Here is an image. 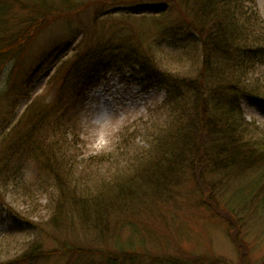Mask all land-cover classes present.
<instances>
[{
	"label": "rangeland",
	"instance_id": "374dc122",
	"mask_svg": "<svg viewBox=\"0 0 264 264\" xmlns=\"http://www.w3.org/2000/svg\"><path fill=\"white\" fill-rule=\"evenodd\" d=\"M89 1L69 0L65 10L63 0H0V51H7L0 56V263L264 264V97L239 100L247 126L238 163L200 154L195 173L184 167L171 174L166 160L150 158L158 131L173 126L163 112L171 92L125 70L62 101L65 116L45 113L57 102L61 65L94 29L101 6ZM253 4L264 29V0ZM54 8L59 14L44 15ZM156 8L137 2L103 10L143 15ZM260 57L248 78L264 94ZM10 72L15 88L28 78L22 97L7 93ZM34 101L39 123L25 115ZM188 140L200 142L197 133ZM28 144L54 146L53 158L36 156L38 165ZM31 246L47 257L18 261Z\"/></svg>",
	"mask_w": 264,
	"mask_h": 264
},
{
	"label": "trees",
	"instance_id": "16d2710c",
	"mask_svg": "<svg viewBox=\"0 0 264 264\" xmlns=\"http://www.w3.org/2000/svg\"><path fill=\"white\" fill-rule=\"evenodd\" d=\"M89 2L101 6L93 18L94 29L88 38L75 47L73 59L61 65L58 72L61 80L57 102L44 106L45 113L52 118L65 116V113H61L64 109L62 101L80 97L93 80L102 74L112 70H126L133 78L141 80L142 84L164 87L171 92L163 112L167 117L166 123L173 126L158 131V137L152 142L151 159L155 158L158 163L163 161L162 165H165L166 160L164 168L167 167L171 174L177 171L180 173L179 170L184 167L193 173L199 171L201 162H204L199 158L200 154L214 153L215 158L219 157L225 163L230 160L232 166L238 163L242 150L239 144L244 136L243 127L247 126L242 119L239 100L241 97H264L260 87L249 86L251 80L248 78L255 65L262 63L260 56L264 55L262 22L257 21L255 12L252 13L250 8H254V0ZM137 2H151L157 8L143 15H118L103 10ZM62 3L65 10H71L69 0H63ZM54 11L56 8L46 9L44 13H47L44 15L59 14ZM6 53L7 51H0V56ZM27 79L26 76L25 82L15 88L13 72H10L7 76V93L15 91L18 97H22L28 86ZM37 105L36 101L32 102L25 115L30 114V119L34 117V121L39 123L34 111ZM172 121L174 123H170ZM66 124L62 122L59 128H64ZM41 127L42 125L36 126L39 130ZM195 133L200 140L197 146L188 140ZM204 135L211 138L210 144L205 143V137L201 140ZM4 143L3 136L1 144ZM53 147L42 151L34 150L28 144L25 152L30 151L31 155H35L34 160L39 165L43 157L46 160L53 158ZM188 155L193 157L189 159ZM36 156L42 160L39 161ZM244 159L243 157L242 160ZM52 160L54 167L59 170L61 162ZM216 161L212 162L217 164ZM6 185L3 184L4 189ZM110 195L112 194L107 196ZM86 199L92 200V197L87 195L84 201ZM205 201L208 202L209 199ZM113 209L117 212V208ZM119 212L115 216L123 214ZM229 223H233L232 220ZM125 252L127 251L122 253ZM128 253L132 255L131 252ZM47 255L31 246L17 259L28 261ZM116 262L114 260L111 264ZM126 263L132 262L126 260Z\"/></svg>",
	"mask_w": 264,
	"mask_h": 264
}]
</instances>
